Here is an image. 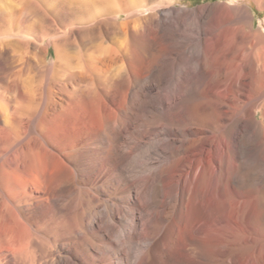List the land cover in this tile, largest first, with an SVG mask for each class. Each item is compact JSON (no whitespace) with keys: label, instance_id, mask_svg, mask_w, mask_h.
<instances>
[{"label":"bare ground","instance_id":"6f19581e","mask_svg":"<svg viewBox=\"0 0 264 264\" xmlns=\"http://www.w3.org/2000/svg\"><path fill=\"white\" fill-rule=\"evenodd\" d=\"M230 1L190 9L183 0H0L1 262L9 256L10 264H144L161 239L197 256V264H264V166L247 184L236 178L230 191L231 250L215 218L212 252L202 251L201 184L211 167L217 201L221 136L241 180L244 137L248 157L255 147L264 158V118L255 119L260 109L264 117V24L255 27L249 8L264 11V0ZM220 32L232 35L223 50ZM173 49L180 52L173 61L187 69L154 84L155 67L167 68ZM148 63L152 69L143 72ZM134 81L142 82L139 89ZM212 113L226 122L209 120ZM83 116L97 130L80 148L84 154L60 137L68 117ZM141 116L155 120L135 138ZM94 149L111 157L93 165L85 150ZM138 151L147 158L143 187L154 205L147 213L141 186L131 180ZM158 181L164 195L155 202ZM130 184L127 219L115 202L107 210L92 207L89 196L110 190L121 200ZM107 223H123L118 241L105 245L114 262L104 261L92 241L109 239Z\"/></svg>","mask_w":264,"mask_h":264},{"label":"rangeland","instance_id":"374dc122","mask_svg":"<svg viewBox=\"0 0 264 264\" xmlns=\"http://www.w3.org/2000/svg\"><path fill=\"white\" fill-rule=\"evenodd\" d=\"M223 3L232 4V2L230 0H183V5H185L187 8H190V9L199 8L201 6H216V5H220ZM249 8H250L251 13L253 15V21L255 23V27L262 28V26L264 24V11L260 10L257 6L252 8L249 5ZM261 23H263V24H261ZM216 36H217L216 42L218 44V47L221 48L222 50L226 49L227 45L232 42L231 41L232 35L230 32H220ZM172 38L174 40L177 39V37H175V38L172 37ZM182 40H183L182 42L184 45H186V43L189 42V41L187 42L188 39H186V38H183ZM176 47H177V44L175 45V48ZM183 49L184 48H181V50H183ZM173 50H172V54H170L172 57V59L170 58L171 62L169 60L170 64L168 63L167 65H165L167 68H163L164 66H161V65L155 67L157 72L155 74L156 78L153 81L154 84H160V83L164 84V81H162L163 76L168 77V80L173 81L174 77L179 72H184L187 69V63L183 62L179 65L173 61V58L180 54L179 51L177 54H175L176 49L174 51ZM150 61H151V57L148 56L147 62H150ZM151 66L152 65L148 63L143 68L142 71L144 72V71L152 69ZM134 82L132 84L136 87V89H139L140 86L142 85V82H140V84H139V82H137V83H136V81H134ZM223 89L224 88L220 89L219 91H222ZM262 111L263 110H261V109L256 111V115H255L256 120H258V121H261V119L263 120L264 117H263ZM141 118H143V120H140L139 125L136 127V129L133 133L135 138H139L143 134H145L146 130H147L146 125L155 120L154 117H145L144 118L143 116H141ZM209 120H211L215 123H220L221 120H222L221 123L226 122L225 118L223 116L218 115V114L211 115ZM181 122L182 121H174L175 125L180 124ZM247 122L249 123V121H247ZM181 124H183V123H181ZM63 125H64V128L62 129L61 134H60V137H62L61 138L62 143L64 141V144L66 145L67 148L68 147L69 148L75 147L74 149L77 150V152L83 151V150H81L83 147V144H85L88 141V139L94 140L97 136V130L95 127V123L88 120V117H86V116H83V117H80L77 119H75V118L73 119V118L68 117L67 121H65V123ZM68 130H70V131H68ZM64 132H66L67 135ZM225 137H226L225 135H222L220 138L221 139L220 144L222 145L221 148L223 151L216 152L218 162H219L221 167L223 166L220 170V176H219V178L221 177V179H219V178L217 179V183L219 181L221 189H222L220 196L216 197L217 201L212 200L211 196H210L211 190H212L213 185L215 183V181L213 180L214 178L212 176L213 172L211 171L212 170L211 167H209L207 169L205 176L203 178L202 184H201V189H202V192L204 193V195H203L204 210L206 213V227H205V232L203 235V239H204L203 243L204 244H202V246H203L202 251H203L204 255H208L209 252H212V249H211V248H213L212 235L215 234V229L213 228L212 222H214L215 218L217 219V226L220 229V232H221L220 234H222L224 236L223 238L226 239L225 240L226 241V243H225L226 247L228 248V250H231V248L233 246L234 238H236L235 237L236 236L235 228H234V219H233L232 213H231V211H232V206H231V204H232V196H231L232 187H233L234 183L237 184V182H243L244 184L251 182L252 180H254L255 175L257 173L255 171H257L262 166H264V158L262 156V153L259 152V150H257V148L254 147V149H253L254 155L252 156V158H251V156L248 157V154L252 148H248V143L246 141L247 139L244 137L243 139L245 140L246 143L243 142L242 148H241V154H242L241 167L245 166L243 168L244 177L241 180V178L239 176L234 175V173H235L234 172V166H233L234 163H233V160L231 157V153L228 152V149H227L228 148V140H227V137L226 138ZM72 143H73V145H72ZM247 149H249V150H247ZM82 154H84V152ZM85 154H86V158H88L87 160L96 166H101L102 163H105V161L111 157V155L109 153H107L105 151L103 152L102 150H99V149H94L92 152H88L87 150H85ZM244 154L245 155L247 154V155L245 156ZM138 156H139V158H138L137 162L140 160L139 162L140 163L142 162V163L139 164V162H138L137 166L133 169L134 172L132 171V173H134V175L135 174L136 175H135V178H132L131 180L133 182H137L136 183L137 186L140 184L138 187L141 186L142 190L140 192V197H139L140 200L139 201L142 203V206L145 207L144 211H146L145 213H147L150 210L152 211L153 210L152 207H154V205L151 206V205L147 204V192H146L147 190L145 189V187H143L144 179H145L146 174H147L146 170L148 168V166L145 167L146 166L145 163H146L147 158L145 159V157H143V155H141V151L140 152L138 151ZM107 157H109V158H107ZM114 157L116 158V157H118V155L114 156ZM223 161H225V162H223ZM139 166H141V168ZM253 170L255 173L253 172ZM236 180H237V182H236ZM233 181H235V182H233ZM161 186H162V183L158 181L157 185L155 187V193H154V198H153L155 202L160 201L163 198L164 191H163V188ZM132 191L133 192L135 191V185L134 184L128 185V187L126 188V193H125L126 197L124 199H121V200L115 199L114 196L112 194H110L111 193L110 190H108V193H106V194L98 195L95 193L94 196H89V198L92 201V204H91L92 207L96 208L97 211H99V210L101 211L102 209L107 210V208L111 207V205L115 202L116 206L113 208L119 210V212L121 214H123L122 217H120V219H127L128 213H125V210L127 209V207L128 208L130 207V203H129V199H128L127 195L130 194V192H132ZM165 191L166 192L168 191L167 188ZM91 205L89 208H91ZM122 225H123V223H121V224H119L113 228H108V226H109L108 223L105 225L106 226L105 228H108L110 230V237L112 239L109 237L108 240H106V239L102 240L100 237H97V236L92 237V241H94V243L96 245H99L102 248V250H101L102 252L100 254V257H102L104 259V261L106 259H109L111 262H114V258L111 255V250H110V252H108L105 249V245H107L108 242L116 241L119 238L118 237L119 233L120 232L122 233V231H123ZM116 237H117V239H116ZM211 245H212V247H211ZM110 247L114 248V246L111 243H110ZM104 249H105V251H104ZM73 250H75V249H73ZM155 251L156 252H153L152 255L147 259V261H145L144 264H197V256L185 255V254H182L173 248L168 249L162 245L161 239H159L157 241V243L155 245ZM9 259H10L9 256L6 257L3 262L0 261V264L1 263L2 264H10ZM228 263L229 264L231 263L230 259L228 260ZM206 264H209L208 261L206 262Z\"/></svg>","mask_w":264,"mask_h":264}]
</instances>
